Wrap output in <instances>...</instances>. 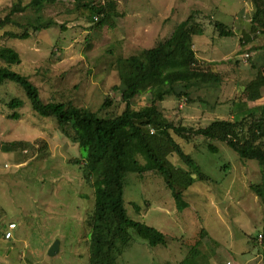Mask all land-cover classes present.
Instances as JSON below:
<instances>
[{"label": "rangeland", "instance_id": "obj_1", "mask_svg": "<svg viewBox=\"0 0 264 264\" xmlns=\"http://www.w3.org/2000/svg\"><path fill=\"white\" fill-rule=\"evenodd\" d=\"M18 1L29 2L0 0V18ZM115 1L123 17L94 29L91 12L75 8L73 0H58L39 12L30 8L12 17L20 24L50 22L47 29L27 39H6L0 31V45L14 49L21 59L11 69L28 77L42 102L53 99L97 111L109 95L113 104L105 113H120L124 104L111 91L119 86L113 64L165 40L193 14L201 28L192 37L195 53L202 60L220 62L217 68L226 82L192 89L191 101L171 95L156 101L165 118L197 129L264 105V90L256 101L242 95L244 85L255 78L248 63L257 68L264 63V31L251 30L252 0ZM214 20L227 24L234 34L219 36ZM231 59H239L242 67L237 69ZM11 98L23 105L10 110ZM151 101L144 93L132 105L145 108ZM13 111L17 119L8 117ZM185 151L211 181L193 174L194 182L183 193L188 206L180 212L162 177L129 173L123 194L128 217L161 231L166 244L150 246L129 230L130 244L115 264H176L196 241L201 244L196 264H264V206L249 188L261 180L258 163L242 160L224 142L201 137L193 138ZM85 154L54 117H40L31 109L19 85L9 80L0 84V264H87L93 190L75 162L83 161ZM172 162L193 172L178 159ZM9 223L15 228L12 238L5 239ZM55 241L58 252L49 256Z\"/></svg>", "mask_w": 264, "mask_h": 264}, {"label": "trees", "instance_id": "obj_2", "mask_svg": "<svg viewBox=\"0 0 264 264\" xmlns=\"http://www.w3.org/2000/svg\"><path fill=\"white\" fill-rule=\"evenodd\" d=\"M56 1L13 3L5 16L0 18L1 37L27 39L31 34L47 29L50 22L46 25L31 22L20 24L14 22L12 17L30 8L39 12L44 4ZM252 1L251 30L260 28L263 32L264 0ZM73 3L75 8L91 12L90 20L95 22L91 27L93 29L99 24L123 17V13L117 11L115 0H104L103 4L101 0H73ZM212 24L219 36L234 34L233 29L221 21L214 20ZM9 26L17 30H5ZM200 32L201 28L192 14L180 22L165 40L116 61L113 68L118 75L119 86H113L111 91L115 99L124 104V108L112 115L105 113L113 104L109 95L104 96L97 111L53 99L42 102L38 89L28 77L11 69L21 62L19 54L12 48L0 45V84L9 80L19 85L29 99L31 109L40 117H54L61 130L70 135L79 149L86 153L83 161L75 162L82 179L93 190L87 264H115L117 257L130 244L129 230L150 246L166 244V237L161 231L128 217L123 198L126 177L129 173L142 175L150 172L159 175L171 191L178 211L182 212L188 206L183 193L194 182L193 174L199 180L211 181L185 151V145L195 137L224 142L242 160L256 161L261 180L257 184H250L249 188L264 206V105L238 111L231 119H217L197 129L174 124L165 118L156 105V101L170 95L191 101L192 89L220 87L226 82L225 74L217 68L220 62L197 57L192 37ZM231 60L237 69L242 67L239 59ZM248 67L255 69V78L244 85L242 95L248 101H256L263 95L264 63L259 69L252 62L248 63ZM144 93L150 94L151 104L135 109L132 101ZM7 105L14 110L20 108L23 102L11 98ZM8 117L17 119L18 115L13 111ZM211 150L217 149L211 147ZM174 159L193 168V172L174 165ZM225 168L229 169L228 166ZM134 208L138 210L136 206ZM261 236L264 239V233ZM200 246V241L194 242L190 254L176 264H196L197 256L201 253Z\"/></svg>", "mask_w": 264, "mask_h": 264}, {"label": "built area", "instance_id": "obj_3", "mask_svg": "<svg viewBox=\"0 0 264 264\" xmlns=\"http://www.w3.org/2000/svg\"><path fill=\"white\" fill-rule=\"evenodd\" d=\"M101 3L103 4L104 3V0H101ZM95 20H97V16L94 17ZM245 58L248 57V54H245L244 55ZM15 228V224L14 223H9L5 230H4V238L5 239H11L12 238V230ZM261 237V235H260ZM226 264H231V262L227 261Z\"/></svg>", "mask_w": 264, "mask_h": 264}, {"label": "water", "instance_id": "obj_4", "mask_svg": "<svg viewBox=\"0 0 264 264\" xmlns=\"http://www.w3.org/2000/svg\"><path fill=\"white\" fill-rule=\"evenodd\" d=\"M58 249H59V242L58 241H55L49 248L48 250V255L49 256H54L57 254L58 252Z\"/></svg>", "mask_w": 264, "mask_h": 264}, {"label": "crops", "instance_id": "obj_5", "mask_svg": "<svg viewBox=\"0 0 264 264\" xmlns=\"http://www.w3.org/2000/svg\"><path fill=\"white\" fill-rule=\"evenodd\" d=\"M230 262V261H229Z\"/></svg>", "mask_w": 264, "mask_h": 264}]
</instances>
